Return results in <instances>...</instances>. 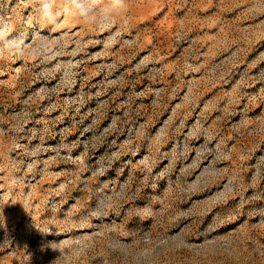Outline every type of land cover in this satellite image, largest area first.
<instances>
[{
    "label": "rangeland",
    "instance_id": "374dc122",
    "mask_svg": "<svg viewBox=\"0 0 264 264\" xmlns=\"http://www.w3.org/2000/svg\"><path fill=\"white\" fill-rule=\"evenodd\" d=\"M126 3L0 0V264H264V0Z\"/></svg>",
    "mask_w": 264,
    "mask_h": 264
},
{
    "label": "clouds",
    "instance_id": "9594fccd",
    "mask_svg": "<svg viewBox=\"0 0 264 264\" xmlns=\"http://www.w3.org/2000/svg\"><path fill=\"white\" fill-rule=\"evenodd\" d=\"M56 0H36L39 18L48 24H55L58 12L55 7ZM68 7L64 9L66 13L75 11L80 17L92 21L93 13L97 10L89 5H95L97 0H67ZM113 5L118 6L120 10H126L128 5L126 0H113ZM109 13L108 19H110ZM15 31L10 19L3 14V6L0 4V54L5 51L23 52V38L19 35H13Z\"/></svg>",
    "mask_w": 264,
    "mask_h": 264
}]
</instances>
